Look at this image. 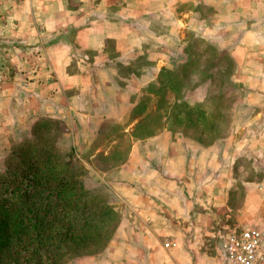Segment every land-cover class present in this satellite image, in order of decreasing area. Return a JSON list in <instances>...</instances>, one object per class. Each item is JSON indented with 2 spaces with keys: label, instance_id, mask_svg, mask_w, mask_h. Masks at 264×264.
Wrapping results in <instances>:
<instances>
[{
  "label": "crops",
  "instance_id": "crops-1",
  "mask_svg": "<svg viewBox=\"0 0 264 264\" xmlns=\"http://www.w3.org/2000/svg\"><path fill=\"white\" fill-rule=\"evenodd\" d=\"M0 6V132L58 121L56 145L73 149L86 169L84 187L119 213L103 251L69 264H217L206 255L215 249L209 234L225 214L228 228L264 218V0ZM188 30L249 72L220 137L210 134L203 108L209 80L168 93L159 111L154 106L164 75L188 61ZM230 78L233 84L236 75ZM241 161L254 171L248 177L237 176Z\"/></svg>",
  "mask_w": 264,
  "mask_h": 264
},
{
  "label": "trees",
  "instance_id": "trees-1",
  "mask_svg": "<svg viewBox=\"0 0 264 264\" xmlns=\"http://www.w3.org/2000/svg\"><path fill=\"white\" fill-rule=\"evenodd\" d=\"M194 41L201 43V52L209 49L211 62L195 66L188 52V61L164 75L166 84L157 93L161 99L177 77L178 84L169 89L175 95L190 83L209 80L213 87L203 108L212 119L210 134L220 137L228 128L226 112L233 103L226 91L231 86L229 64L224 69L221 53L199 38ZM190 74L197 76L195 81ZM160 99L154 104L157 111L167 104ZM29 132L0 172V264H66L101 253L119 223L118 211L104 195L84 187L86 169L73 149L63 151L56 145L63 132L58 121L36 120Z\"/></svg>",
  "mask_w": 264,
  "mask_h": 264
},
{
  "label": "rangeland",
  "instance_id": "rangeland-1",
  "mask_svg": "<svg viewBox=\"0 0 264 264\" xmlns=\"http://www.w3.org/2000/svg\"><path fill=\"white\" fill-rule=\"evenodd\" d=\"M1 7L2 6H0V8ZM204 11H206V10H204ZM204 14H208V13L204 12ZM185 37H186L187 45H188V48H189L188 49L189 50V60L192 61L195 66L202 65L203 60H205V61H209L210 60V62H211V59L213 58L212 55H211V52H209V49L208 50L205 49V52H201L203 50L202 45L198 41H194V38H196V37L193 35V33L190 32V30H188L187 34H185ZM200 41H201V39H200ZM205 44H207V43H205ZM12 46H14V44L13 45H8V46H5V47L11 48ZM221 55H222V60L221 61L224 62L223 68L226 67L227 63H228L229 64V69H227V68L226 69H227L229 75L231 77L236 75V81L233 84L231 83V86L226 89V91L229 94L233 95L234 98H236V97L239 96L238 95L239 93L243 94V92L246 89L245 85H247V87H249L250 82H248L247 79H246V77L249 75V72L246 71L245 69H236L233 66H232L233 68H231L232 63L227 58V55L224 54V53H222ZM0 56L4 57V55H2L1 53H0ZM213 62H214V60H213ZM190 68L193 69V66H191ZM217 70L219 71L220 68H217ZM184 73L186 74L187 71L184 72ZM164 78H165V76H164ZM230 80H231V78H230ZM173 81L174 82H171L172 84H178V82H179L178 77L175 78ZM172 84H169V88L165 89V93L161 96V98H165L167 96V94L169 93V91L172 90V88L174 86L176 87V85H172ZM252 86H255V85L252 84ZM232 99H233V97H232ZM156 116H157V114L155 115V117L152 118V121H154L153 124L157 123ZM205 120H206V118H205ZM11 126H13L12 129L14 130L15 129V127H14L15 125H11ZM11 126H9V127H11ZM27 127H28L27 129H23V127H22V129L20 131H18V130L17 131H12V133L0 132V172L4 168V160L8 156H10L13 147L18 145V143H20L23 139H25V136H27V137L29 136V133H30L29 132V128H30V126H27ZM48 127H49V125H48ZM122 139H123L124 142L125 141L126 142L129 141L128 138H124L123 137ZM59 147H60V150L65 151L62 148V146H59ZM97 166H99L101 168H104L105 164L99 163V165L97 164ZM237 168H238L237 176L240 177V178L245 177V175H246V177H248L250 174H252L254 172V171H251L252 172L251 173L249 171L250 166H248L245 161H241L239 163V165L237 166ZM227 215L228 214H225L227 222H230V221H228L230 219H228ZM253 215L254 214L250 215L249 218L253 219ZM227 222L224 223L223 226L218 227L219 228L218 231L214 230L211 234H209L211 242H213V244H214L213 248L215 247V249L214 250L213 249H208L206 255H207V257H210L211 259L214 258L217 261V264H222V262H221V253H220V249H218V245H217L218 243H217L216 239H214L211 235H217L218 233H221L222 231H230V230L234 229V228H228L227 225L229 223H227ZM231 226H233V225H229V227H231ZM211 246H212V244H211ZM69 262L66 263V264H69Z\"/></svg>",
  "mask_w": 264,
  "mask_h": 264
},
{
  "label": "built area",
  "instance_id": "built-area-1",
  "mask_svg": "<svg viewBox=\"0 0 264 264\" xmlns=\"http://www.w3.org/2000/svg\"><path fill=\"white\" fill-rule=\"evenodd\" d=\"M217 241L222 264H264V218L246 228L211 235ZM164 243V248L172 247Z\"/></svg>",
  "mask_w": 264,
  "mask_h": 264
}]
</instances>
